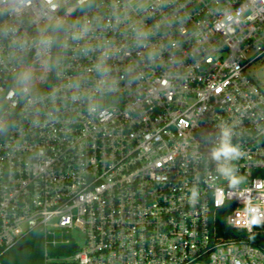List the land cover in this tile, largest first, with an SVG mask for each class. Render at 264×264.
Wrapping results in <instances>:
<instances>
[{
    "label": "built area",
    "instance_id": "obj_1",
    "mask_svg": "<svg viewBox=\"0 0 264 264\" xmlns=\"http://www.w3.org/2000/svg\"><path fill=\"white\" fill-rule=\"evenodd\" d=\"M263 59L264 0H0V264H264Z\"/></svg>",
    "mask_w": 264,
    "mask_h": 264
},
{
    "label": "clouds",
    "instance_id": "obj_2",
    "mask_svg": "<svg viewBox=\"0 0 264 264\" xmlns=\"http://www.w3.org/2000/svg\"><path fill=\"white\" fill-rule=\"evenodd\" d=\"M233 135V127L227 122L223 123L210 153L212 160L218 163L217 171L229 181L231 186H235L241 181V178L235 174V166L232 162L244 155L239 145L232 142ZM196 196V191H193L190 198L191 203L194 202ZM217 206H219V202ZM249 212L251 218L246 221L249 227L260 226L264 223V213H260L258 208H249Z\"/></svg>",
    "mask_w": 264,
    "mask_h": 264
},
{
    "label": "trees",
    "instance_id": "obj_3",
    "mask_svg": "<svg viewBox=\"0 0 264 264\" xmlns=\"http://www.w3.org/2000/svg\"><path fill=\"white\" fill-rule=\"evenodd\" d=\"M249 239L254 243L264 247V231L259 234H252ZM42 251L41 243L37 241H27L22 249H15L9 252L5 258L6 264H34L40 259Z\"/></svg>",
    "mask_w": 264,
    "mask_h": 264
},
{
    "label": "rangeland",
    "instance_id": "obj_4",
    "mask_svg": "<svg viewBox=\"0 0 264 264\" xmlns=\"http://www.w3.org/2000/svg\"><path fill=\"white\" fill-rule=\"evenodd\" d=\"M251 74H253L258 80L259 82L262 84L263 88H264V59L260 62H257L253 68L250 69ZM79 234V233H76ZM81 235V234H79ZM34 238L33 237H29L27 241H32ZM79 243L82 245L83 244V238L82 235L79 238Z\"/></svg>",
    "mask_w": 264,
    "mask_h": 264
},
{
    "label": "water",
    "instance_id": "obj_5",
    "mask_svg": "<svg viewBox=\"0 0 264 264\" xmlns=\"http://www.w3.org/2000/svg\"><path fill=\"white\" fill-rule=\"evenodd\" d=\"M22 248H23V246H20V247H19V249H22Z\"/></svg>",
    "mask_w": 264,
    "mask_h": 264
}]
</instances>
